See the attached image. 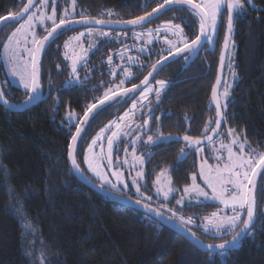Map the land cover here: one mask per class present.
I'll return each instance as SVG.
<instances>
[{
  "label": "trees",
  "instance_id": "trees-1",
  "mask_svg": "<svg viewBox=\"0 0 264 264\" xmlns=\"http://www.w3.org/2000/svg\"><path fill=\"white\" fill-rule=\"evenodd\" d=\"M26 2L0 0V16L18 12ZM60 2L66 6L69 0H56V11ZM160 3L163 0H76L74 14L75 18L83 13L89 18L122 21L144 15ZM52 6L49 0L48 11ZM245 8L243 15H234L229 46L235 50L237 80L224 111L228 119L222 123L220 132L233 128L242 140L246 137L252 148L264 152V0H252L251 4L245 0ZM107 10L114 14L109 17ZM169 20L180 24L189 40L198 34V18L180 6L166 10L145 26ZM226 21L225 10L219 19L213 48L206 43L197 55H189L186 61L183 56L179 57L151 80L168 82L158 102L150 99L154 116L161 117L159 121L152 119L151 126L158 124L164 135L199 137L209 119L215 120L211 89ZM15 24L9 22L0 28V41H6ZM79 28L60 31L45 48L41 57V98L36 104L27 110L12 112L0 101V264H37L34 255L43 264H264V191L261 190L264 176L259 178L255 192L256 221L252 229L255 235H245L236 249L226 255L212 256L197 250L174 230L132 208L112 203L74 178L67 146L75 126L69 127L66 113L73 111L82 117L86 106L102 97L107 82L118 83L120 78L111 76L107 47H103L91 52L86 64L78 68L83 83L65 87L69 68L62 55V39ZM45 33L39 29L38 36ZM2 50L0 43L2 90L11 103L21 104L27 99V93L4 81ZM167 54L154 48L148 51L140 58V65L130 68L134 78L125 87L139 83L150 71L151 64ZM223 79L224 74L222 82ZM101 81L104 85L94 88ZM135 97L127 103H113L90 120L78 142V163L88 141L108 121L126 110ZM184 147V141L174 140L151 145L148 153H144L145 176L141 189L153 200L144 202L155 208L165 205L185 217L192 216L195 224L190 227L197 237L207 243L222 242L220 238L204 234L199 227L202 216L216 210L217 204H176L184 186L191 182V173L198 170V156L193 150L188 149L186 158H181L180 149ZM166 167L170 169L171 187L179 190L167 201L157 198L153 184L156 175ZM115 193L137 199L132 193ZM25 222L31 223V229L23 227ZM29 237L33 240L31 246Z\"/></svg>",
  "mask_w": 264,
  "mask_h": 264
},
{
  "label": "snow or ice",
  "instance_id": "snow-or-ice-1",
  "mask_svg": "<svg viewBox=\"0 0 264 264\" xmlns=\"http://www.w3.org/2000/svg\"><path fill=\"white\" fill-rule=\"evenodd\" d=\"M251 2L252 0H248L249 4ZM48 4L49 0H39L38 4H35L34 0H28L18 12L0 16V28L8 22L19 23V26L8 35L6 41H0V43L3 44V53L8 74L19 78V83L23 85V88L27 92L28 100L26 102L36 99L40 94L41 54L44 52L46 45L56 37L58 32L68 28L71 24L87 25L94 22L97 25L125 23L133 27L142 26L150 22L151 17L155 14L173 5L187 7L198 18V34L191 40L184 33V29L179 24H174L171 20L158 25L155 29H148L146 32H134L133 36L135 39H143L145 36L149 37L145 41V46L137 49L141 53L147 50L146 45L152 44L154 39L163 33V43L167 45V48L162 49V51L167 50L168 55H161L155 63L151 64V71L144 76L143 80L139 84H132L131 87H125V83L130 82L134 78V74L130 70V65H140L139 57L127 56V65L122 64L111 67L112 55H109L107 62L110 66L109 71L112 76L116 77V69L122 68L119 74L121 77L119 82L108 81V87L105 89L102 97L97 98L95 103L88 104L82 117H78L75 112L69 111L66 113V120L68 121L69 127L75 126V133L71 134V142L67 146V157L70 161L71 169L85 176L84 171L80 167V163L77 161V146L78 141L83 138V134L86 132L90 119L94 118L100 111L110 107L113 103H127V100L132 99L133 95L139 91V96L132 100L131 107L122 116L110 120L92 138L91 143L88 144L87 150L83 154V162L87 165L88 171L101 182L102 189L107 190L111 188L116 191H120L121 186L124 190L128 189V183L124 180L123 171L118 170L119 166L127 165L130 169H135L139 166L140 170L131 178V184L140 198L133 202L141 206L144 210L145 217L152 219L150 214L154 213L157 218L163 216L164 219H171L177 222L195 240L196 244H203L190 227L195 224L192 216L185 217L184 215L178 214L172 208H167L166 213L171 214L169 217L161 208H153L150 203L144 202L151 201L152 197L144 196L141 192L139 181L143 180L145 176L143 171L145 155H137L136 146L141 142L147 145L157 146L161 143H171L174 139H180L179 137H172L171 134L165 136L158 128L155 136L147 135V139L143 140V136L151 131L149 127L150 120L155 119L159 121L161 118L154 116L155 109L152 107L149 96L154 93L155 99L158 102L168 83L164 80H157L156 85L158 87H153L150 83V77L154 78V73L158 67L162 66V62L168 61L169 58L183 56L186 61L189 58V54L198 52L202 42L207 41L210 44L213 43L217 33L218 20L222 17L223 11L226 10L227 34L224 38V50L220 54V67L222 69L225 62V50L229 48L230 35L233 32L234 15H243L246 12L245 0H198V2L197 0H163V3L157 4L156 7L152 8L151 12H145L144 15L126 21H111L97 19L95 17L89 18L83 13L80 14L79 19H76L74 14L76 0H71L72 10L65 8L64 12L59 16V19H57L56 0H52L53 6L50 14L45 11ZM33 9L36 10L34 11ZM113 14L112 10H107L109 17ZM25 15H27V19H24ZM48 22H51L50 28L47 27ZM38 27L43 28L46 35L42 37L38 36L36 31ZM169 33L176 37V39H168L167 34ZM119 35L116 34L113 37L111 32L101 30L94 32L89 27L85 32H80L75 36L69 37L64 43L66 50L64 58L71 61L69 72L70 80L66 82L65 87L73 82L76 84L83 83L78 72V66L81 63L86 64L88 52L98 47L97 44L89 42L88 47L84 48L82 38L85 36L89 38L97 36L118 39ZM73 41L80 44V51L79 53L73 52L72 55H69V50L73 48ZM127 52L128 47L124 46L123 50L118 53L121 61L125 60ZM228 67L232 72L233 80H235L236 73L232 65L229 64ZM104 83V81H101L100 85L94 86V88L102 87ZM220 85L221 76L218 74L216 82L211 89V102L215 104V120L209 119L205 124L202 135L199 137L184 135L182 139L185 142V147L180 149L181 158H186L189 154L188 149L193 150L197 154H201L204 151L202 144L206 141L211 146L213 152L220 153V155L213 157L218 163L215 165L209 164L208 158L202 157L198 172L191 173V183L184 186V195L176 202L177 205L183 206L185 204V197H187L190 202L193 199L196 203L212 200L223 205V208H218L216 211L201 218L202 223L200 227L205 232L211 233L215 238H220L222 241L218 244L208 243L203 245L209 251L210 256L214 254L226 255L236 249L242 237L245 235H255L252 229L255 227L256 221L255 192L257 178L264 176V152H259L257 149L252 148L246 137L241 140L240 135L233 128L227 129L226 136L229 142H224V134L219 129L222 123L228 119L224 111L227 109L231 85L226 83L223 93H218V86ZM0 100L5 105L12 107V103L5 98V93L2 89H0ZM144 109H147L146 113ZM138 111L142 115L146 114L148 116V119L143 120V124H135L133 119ZM185 118L187 119V117ZM77 120L79 122L74 124ZM213 122L215 123V127L210 128ZM125 138L128 139V144L123 148L125 158L121 161L117 157L114 161L113 152L119 151L118 145ZM217 139H219L218 148L215 147ZM105 140L107 142L106 150L104 148ZM129 146L132 149L131 153L128 152ZM96 147L100 148L99 153L94 151ZM246 148L248 149L247 151H245ZM223 153L227 154L226 157ZM129 155L131 156V162L128 159ZM148 155H151V153ZM105 160L107 161L106 165L104 164ZM219 161L224 162L221 165ZM178 162L182 161L178 159ZM114 165L117 170H112L114 169ZM105 168L112 170L110 175L115 178L114 181L109 178V172H106ZM169 171V168H163L156 175L155 181H153L157 198L162 195L165 201L169 199L171 194L179 191L171 187L172 179L169 176ZM198 177L202 180L203 187L197 183ZM162 178H166L164 185L161 184ZM85 179H88V177L85 176ZM206 189L210 190V192L206 191ZM261 190L264 191V188ZM225 210H229L231 214H228V211ZM23 227L31 229V223L25 222ZM225 235H230L231 239H223Z\"/></svg>",
  "mask_w": 264,
  "mask_h": 264
},
{
  "label": "rangeland",
  "instance_id": "rangeland-1",
  "mask_svg": "<svg viewBox=\"0 0 264 264\" xmlns=\"http://www.w3.org/2000/svg\"><path fill=\"white\" fill-rule=\"evenodd\" d=\"M197 2H198V0H197ZM55 6H56V5H55ZM48 8H49V7H47V8L45 9V11H46L47 13L50 14L51 11H48ZM51 8H52V7H51ZM65 8H68L69 10H72L71 0H69L68 5H66V6L63 4V2H60V3H59L58 10L56 11V12H57V19H59V16L64 12ZM33 10L35 11L36 9H33ZM107 17H108V16H107ZM24 19H27V16H26ZM104 20H113V19H104ZM114 21H119V20H114ZM21 22H22V21H21ZM162 23H164V22H161L160 24H162ZM160 24H157V25H148V26H145V27L133 28V29L123 30V31H112V30H104V29L92 28V29L94 30V32H95L96 30H101V31L111 32L112 35H113V37H115L116 34H120V35H119V38H118V39H113V38H103V37H97V36H93V37H91V38L85 36L84 38H82V45H83L84 48H87V47H88L89 42L98 45L97 48H95V49H93V50H90V51L88 52V55H87V57H86V60L88 59V57H89V55H90L91 52H93L94 50H97V49H99V48H103V47H107L106 50H107V55H108V56H109V55H112V65H111V67H115L116 65H122V64H123V65H127V56L139 57V60H140V58H141L143 55L147 54L148 51L152 50V48H154V49H158V50L162 51V49H166V48H167V45H165V44L163 43V38H164V34H163V33H161V35H160L158 38L154 39V42H153L152 44H150V45H146L147 50H146L145 52H143V53L139 52L137 49H139V48L142 47V46H145V41H146L147 39H149V37L145 36L143 39H135L134 36H133V33H134V32H137V33H139V32H146L148 29H155V28H156L158 25H160ZM218 24H219V20H218ZM179 25H180V24H179ZM18 26H19V23H16L14 26H12V28H11V32H12L16 27H18ZM50 26H51V22H48L47 27H50ZM87 28H89V27H80L78 30H75V31H73V32H71V33L65 35V37L62 39V51H63L62 55H63V58H64V53H65V51H66L65 48H64V43H65V41H67L69 37L75 36V35L79 34L80 32H85ZM217 28H218V25H217ZM39 29H42V30H43V28L38 27V28L36 29V31H37V35H38V31H39ZM43 31H44V30H43ZM9 35H10V34H9ZM167 36H168V39H171V40H175V39H176V37L172 36L170 33L167 34ZM215 38H216V35H215V37H214V42L211 43V44L208 43V42H206V43H207V46H208L209 48H213V47H214ZM72 43H73V48L69 50V55H72L73 52L79 53V51H80V44H79L78 42H75V41H73ZM124 46H127V47H128V52H127L126 55H125V60H124V61H121L120 56L118 55V53L121 52V51L123 50ZM164 51H167V50H164ZM234 56H235V50H234L233 46L230 45L229 48H228V51H227V56H226V63H225V69H224V70H225V71H224V79H223L222 85H221V87H220V91H219V93H223L224 88H225V86H226V83H227V84H230V85H231V88H232L234 82L237 80V76H236V79L233 80L232 72L230 71V69H229V67H228V65L231 64V65H232V68H233L234 71H235V68H234ZM64 59H65V58H64ZM65 60H66V59H65ZM107 60H108V57H107ZM1 61H2V64H3V66H4V69H5V76H6V77H5V80H4V81H5V82H8V83L11 84V85H14V86L20 88L23 92H26L25 89L23 88V85L19 83V78H18V77H13V76H11V75L8 74V68H7V65H6V63H5L3 50H2V53H1ZM66 61L68 62V68H69V70H68V75H69L71 61H70V60H66ZM82 64H83V63H81V64L78 66V68H79ZM134 65H136V64H132V65H130V68H131L132 66H134ZM108 68H110L109 64H108ZM121 71H122V68H117V69H116L117 75H119ZM111 76H112V74H111ZM119 76H120V75H119ZM112 77H113V76H112ZM120 78H121V77H120ZM120 78H119V79H120ZM69 80H70V77H69L68 81H69ZM157 80H159V79H156V80H154L153 82H150V83L152 84L153 87H158V85H156V81H157ZM68 81H67V82H68ZM118 82H119V81H118ZM225 82H226V83H225ZM70 84H76V83L73 82V83H70ZM231 88L229 89V92L231 91ZM163 92H164V91H163ZM163 92H162V93H163ZM26 93H27V92H26ZM161 95H162V94H161ZM138 96H139V93L136 95V97H135L134 99H136ZM151 98L155 99V94H154V93H153V94H150V96H149V100H150ZM229 98H230V96H229ZM229 98H228V100H229ZM155 100H156V99H155ZM222 101H223V97H222ZM227 102H228V101H227ZM131 104H132V101H131L130 105L127 107L126 110H128V109L131 107ZM126 110H124L122 113H120L119 115H117V116L114 117L113 119H116L117 117L122 116L123 113H124ZM144 112L146 113V112H147V109H144ZM143 116H144V117H143ZM65 118H66V117H65ZM113 119H111V120H113ZM133 119H134V121H135V124H143V120H144V119H148V116H147L146 114H145V115H142L141 112L138 111V112L136 113V115L134 116ZM108 122H109V121H108ZM108 122H107V123H108ZM151 122H152V119H151L150 122H149V127H150V129H151V132H147V134H145V135L143 136V140H146V139H147V135H153V136H155V135L157 134V129H158V128H159V131L161 132V129H160L159 125H158V124H154V125L151 126ZM107 123H106V124H107ZM106 124H105V125H106ZM105 125H104V126H105ZM104 126H103V127H104ZM133 126H135V125H133ZM227 129H228V128H226L225 131H224V133H222V134H224V142H225V143L229 142V140H228V138H227V136H226ZM97 132H99V131H97ZM97 132H96V133H97ZM96 133H95V135H96ZM95 135H94V136H95ZM94 136H93V137H94ZM165 136H167V135H165ZM171 136L174 137V138H175V137H179V138H180V139H174V140H182V141H183L182 137H183L184 135H181V134H171ZM93 137H92V138H93ZM92 138L88 141V143H87V145H86V147H85V149H84V151H83V154H84V152L87 150V146H88V144L91 143ZM241 140H242V139H241ZM127 144H128V139L125 138V139H124V140L118 145V147H119V151H114V152H113V160H114V161L116 160L117 157H119L121 161L125 158V153H124V151H123V148H124L125 145H127ZM136 147H137V155H141V154H144V153H148V150H149V148L151 147V145H147V144H144L143 142H141V143H139ZM202 147L204 148V151H203L201 154H197V156H198V169H199V163H200V161H201V158H202V157L207 158L206 155L208 156V162H209V164L215 165L216 163H218V161H217L216 159H214L213 157H214L215 155H220V153H215V152H213L211 146H209L208 144H203ZM215 147H217V148L219 147V139H217V142H216ZM104 148H105V150L107 149V142H106V140L104 141ZM247 150H248V149L246 148L245 151H247ZM94 151H96L97 153H99L100 148H99V147H96V148L94 149ZM131 151H132V149H131V147L129 146V148H128V152L131 153ZM83 154H82V158L80 159V163H81V166H82L83 170H84L85 173H87V175H88L90 178H92L97 184L101 185V182H100V181H99V180H98V179H97V178H96L91 172L88 171V169H87V165L83 162ZM223 155L226 157L227 154H226V153H223ZM128 159H129V161L131 162V156H130V155L128 156ZM223 162H224V161H219V163H221V165L223 164ZM106 163H107V161L105 160V161H104V164L106 165ZM112 170H117L115 165H114V169H112ZM112 170L105 168V171H106V172H109V178L112 179V180L114 181L115 178H114V177H111V175H110V172H111ZM118 170L123 171V173H124V180L128 183V189H127V190H124V189L122 188V186H121V190H120V191H116V190H113V189H111V188H108V189L111 190V191H113V192H120V193H126V194H128V193H132L137 199L140 198V197H139V194H137V193L135 192V188H134V187L132 186V184H131V178L134 177L135 174H136V172L140 170V167L138 166V167H136L135 169H130L127 165H120ZM143 171H144V165H143ZM197 172H198V170H197ZM155 179H156V178H155ZM143 182H144V178H143V180H140V181H139L141 187L143 186ZM165 182H166V178H162L161 184L164 185ZM190 183H191V182H190ZM197 183L201 184V187L204 186L203 183H202V180H201L199 177L197 178ZM206 191H209V192H210V190H208V189H206ZM141 192L144 194V196H148V195L143 191V189H141ZM154 193H155V186H154ZM173 194H174V193H173ZM173 194L170 195L169 199L173 196ZM183 195H184V193H183V190H182V192H181L180 195H179L178 200H179V199L181 198V196H183ZM159 198L162 199V200H165V199L163 198L162 195H161ZM169 199H168V200H169ZM152 201H153V200H151V201H145V202H152ZM202 203H213V204H217V205H218V208H223V205H220L218 202H215V201H212V200L204 201V202H202ZM176 204H177V203H176ZM193 204H199V203H196L194 199L190 202L189 199H188L187 197H185V204H184L183 206H185V205H193ZM178 206H180V205H178ZM160 208L166 212V209H167L168 207L164 205V206H160ZM218 208H217V209H218ZM217 209H216V210H217ZM216 210H214V211H216ZM225 211H228V214H231L229 210H225ZM212 212H213V211H212ZM168 214H170V213H168ZM209 214H210V213H209ZM209 214L203 215L202 217L207 216V215H209ZM170 215H171V214H170ZM201 223H202V219H201L200 225H201ZM200 225H199V227H200ZM191 226H193V225H191ZM200 231H202L204 234H206V235H208V236H212V237H214L211 233L205 232V231L203 230L202 227H200ZM252 231H254V230H252ZM31 236H32V234H30V237H31ZM225 236H227V235H225ZM30 237H29V238H30ZM223 237H224V236H223ZM29 240H30V241H29V245L31 246V245L33 244V240H32V238H30ZM216 241H218V240H216ZM219 241H220V240H219ZM217 243H218V242H217ZM34 248H35V247H34ZM31 250H32V249H31ZM30 255H33V253H30ZM34 259H35V261L37 262V264H43V262L40 261V259H39L36 255H34ZM36 262H35V263H36Z\"/></svg>",
  "mask_w": 264,
  "mask_h": 264
},
{
  "label": "water",
  "instance_id": "water-1",
  "mask_svg": "<svg viewBox=\"0 0 264 264\" xmlns=\"http://www.w3.org/2000/svg\"><path fill=\"white\" fill-rule=\"evenodd\" d=\"M38 0H34V3L36 4ZM28 2V0H27ZM26 2V3H27ZM173 7H179V6H176V5H173V6H169L168 8L162 10L160 13H157L155 14L153 17H151L150 19V22L155 20L157 17H159L162 13H164L166 10L170 9V8H173ZM181 7V6H180ZM187 8V7H185ZM188 9V8H187ZM151 12V11H149ZM6 16V15H5ZM27 15H25L26 17ZM24 17V18H25ZM76 19H79V18H76ZM134 19V18H133ZM130 20V19H129ZM111 21H114V20H111ZM122 21H126V20H122ZM150 22H147L145 24H143L142 26H145L147 24H149ZM234 22V21H233ZM9 23V22H8ZM7 24V23H6ZM4 26V25H3ZM142 26H135L133 27L132 25H128V24H125V23H110V24H105V25H97L95 24L94 22L91 23V24H87V25H84V24H71L68 26V28L66 29H62V30H67V29H72V28H79V27H91V28H97V29H104V30H112V31H123V30H128V29H133V28H139V27H142ZM61 30V31H62ZM59 33V32H58ZM57 33V34H58ZM56 34V35H57ZM227 34V21H226V28H225V32H224V37H223V41H222V44H221V48H220V53H219V59H218V68H217V74H216V77L217 75L219 74L221 76V82H222V78H223V74H224V69H225V63H226V56H227V50H225V62H224V67L221 69L220 67V54H221V51L224 50L223 49V45H224V38H225V35ZM46 35V33H45ZM55 38H53L50 42H52ZM230 39H231V35H230ZM50 42L46 45V47L50 44ZM207 41H204L202 42V45L200 46L198 52H195V53H192V54H189L190 56H194V55H197L205 46ZM229 44H230V41H229ZM45 51V50H44ZM44 54V52L41 54V57L42 55ZM168 55V54H167ZM166 55V56H167ZM179 57L181 56H173L171 58H169L168 61L166 62H162V66H159L157 71L154 73V77L159 73V71L165 67L166 65L174 62L175 60H177ZM151 71V69H150ZM153 78L150 77V82ZM143 80V79H142ZM215 82H216V78H215ZM214 82V84H215ZM140 83V82H139ZM137 83V84H139ZM131 87V86H129ZM0 89H2V85H1V80H0ZM219 89H220V86H218V93H219ZM142 90V89H141ZM139 93V91L137 93H135L133 95V97L135 95H137ZM132 97V98H133ZM41 98V89H40V94L39 96L36 98V99H33L32 101L30 102H26L28 100V96H27V99L21 103V104H15V103H12V107H9L8 105H5L3 103L2 100L1 103L2 105L9 111H12V112H19V111H24V110H27L28 108H30L32 105L36 104ZM213 103V102H212ZM214 104V103H213ZM215 105V104H214ZM91 120V119H90ZM79 122V121H78ZM90 122V121H89ZM221 128H222V125H221ZM221 128L219 129V131H221ZM75 133V131H74ZM73 133V134H74ZM211 134V133H210ZM70 142H71V139H70ZM69 142V143H70ZM79 142V141H78ZM204 144H207V142L205 141ZM203 145V144H202ZM68 159V157H67ZM68 163H69V166H70V169H71V165H70V161L68 160ZM82 169V168H81ZM72 174L74 176V178L80 182L82 185L92 189L94 192H96L97 194L109 199L112 203H116V204H119V205H122V206H126V207H129V208H132L142 214H144V210L141 208L140 205L134 203L133 201H135L136 199L134 198H131V197H128V196H124V195H120V194H117L109 189L107 190H104L102 189L101 185L97 184L94 180H92L85 172V176L88 177V179H85V176H82L80 175L79 173H76L74 172L72 169ZM260 177L257 178V183H258V180H259ZM153 207V206H152ZM155 208V207H153ZM152 216V219L155 220L156 222H158L159 224H161L162 226H166L172 230H174L175 232H177L178 234H180L186 241H188L190 244H192L193 246L196 247L197 250L201 251V252H205V253H209V251L203 246L204 244H208L207 242H204L203 240H200L203 242V244H196L195 240L186 232L184 231V229L182 227H180L177 222L171 220V219H164L163 216L157 218L155 217V214L154 213H151L150 214ZM170 217V216H169ZM245 237V236H244ZM242 237V239L244 238ZM231 239V237L229 238V240ZM241 239V240H242ZM241 242V241H240ZM220 243V242H218ZM218 243H213V244H218Z\"/></svg>",
  "mask_w": 264,
  "mask_h": 264
},
{
  "label": "flooded vegetation",
  "instance_id": "flooded-vegetation-1",
  "mask_svg": "<svg viewBox=\"0 0 264 264\" xmlns=\"http://www.w3.org/2000/svg\"><path fill=\"white\" fill-rule=\"evenodd\" d=\"M135 96H136V95H135ZM135 96H134V97H135Z\"/></svg>",
  "mask_w": 264,
  "mask_h": 264
}]
</instances>
